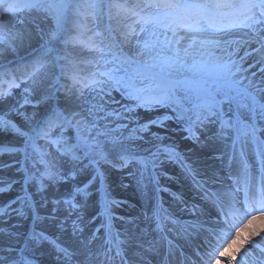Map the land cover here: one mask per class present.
Instances as JSON below:
<instances>
[{
	"label": "snow or ice",
	"instance_id": "6c2138e0",
	"mask_svg": "<svg viewBox=\"0 0 264 264\" xmlns=\"http://www.w3.org/2000/svg\"><path fill=\"white\" fill-rule=\"evenodd\" d=\"M257 65L259 79L248 74ZM139 110L159 114L142 120ZM170 131L220 167H193L165 143ZM165 163L202 202L171 194L194 217L179 231L158 195L169 191ZM126 169L142 195L151 186L150 215L114 212L125 202L107 176ZM9 192L0 264H42L45 246L54 264H150L149 230L167 242L162 264H264V0H0V194Z\"/></svg>",
	"mask_w": 264,
	"mask_h": 264
},
{
	"label": "bare ground",
	"instance_id": "6f19581e",
	"mask_svg": "<svg viewBox=\"0 0 264 264\" xmlns=\"http://www.w3.org/2000/svg\"><path fill=\"white\" fill-rule=\"evenodd\" d=\"M255 57H258V54H255ZM140 115L144 116L146 113L143 110H139ZM183 147V151L185 154H187L190 157V162L193 163V167L198 169L200 172H204L209 166L211 167H220V162L218 160L211 159V156L206 151H201L199 149H195L193 146H191L188 143H181ZM189 149H195L193 152H189ZM168 172H170L171 167L168 165L167 167ZM113 172H110V177L113 181ZM187 180H182L180 178H177L176 176L171 175V179H168L166 176L160 177V184L161 186H168L170 188L167 192H161L163 194V202L164 207L167 208L175 217L177 221H179L181 224L185 222L184 220L187 219L190 216V212L187 210H184V205L174 201L172 197V193H177L182 195L183 200L186 202L188 207H191L193 204H201V198L200 194L198 193L197 189L191 184V182H186ZM114 183V181H113ZM115 184V183H114ZM122 195V194H121ZM11 195H4V197H0V202L3 200H6ZM120 196V194H119ZM139 214H130L127 217L130 216H137ZM258 223V222H257ZM180 225V226H181ZM117 226H119V222H117ZM169 227H175L176 231H179V227L177 225L173 226L171 224L168 225ZM142 227L144 225L142 224ZM154 227V225L152 226ZM27 224L23 225L21 230H26ZM148 234V235H147ZM159 235V236H158ZM170 239H174V241L182 240L183 238L176 235V232L169 233ZM172 236V237H171ZM160 238V234L154 232V231H146L145 237H144V243L145 246L147 242L149 241H155L158 243ZM65 241L71 242L70 236L64 237ZM254 239H259V237H254ZM195 240V238H194ZM158 249V248H157ZM163 247L160 249L159 252H162L161 255L157 252L154 253H145L146 259L150 261V264H162V254H163ZM43 257H40V260L42 264H54V262H51V257L47 255V252ZM222 264H227V259L222 258Z\"/></svg>",
	"mask_w": 264,
	"mask_h": 264
},
{
	"label": "rangeland",
	"instance_id": "374dc122",
	"mask_svg": "<svg viewBox=\"0 0 264 264\" xmlns=\"http://www.w3.org/2000/svg\"><path fill=\"white\" fill-rule=\"evenodd\" d=\"M25 53H22V55H24ZM243 54V52H241V55ZM258 57H255V53L251 56L248 57V59L245 61L244 63V67L247 68L249 64L253 63L254 60L258 59ZM258 68H259V65H257L256 67H253L249 70V75L251 74V72H257V79H259V76L261 75L259 72H258ZM14 92L17 94V98H19V92L20 90L19 89H16L14 90ZM116 99H120L119 95L117 94L116 95ZM32 109L29 107L28 108V111L30 112ZM163 110H161L162 112ZM159 113H146L144 116H141L142 120H146L150 117H153L155 115H158ZM170 123V127L171 128H176L177 126L174 125V124H171ZM153 131H163L162 129L158 130V129H155L153 128ZM170 136H171V141H165V143H169V142H174L177 147H178V150L182 153H184L183 151V147L181 145V143H188L190 144L191 146H193L195 148L194 145H192V143L190 141H185L182 139V136H183V133L179 132V131H175V132H169L168 133ZM148 137H146L147 139ZM145 147H150V145H144ZM2 159L4 160H7L8 157L7 156H4L2 157ZM168 165L171 167L172 170L171 173L173 176H176L177 178H180V179H185V175L182 173L180 167L176 164H173V163H165L162 168L160 169V171L162 173H166L167 171V167ZM131 171V169H126L124 171H112L113 172V181L110 177V173L108 174L107 176V186L109 187L110 189V192H111V196L114 197L115 199L117 200H120V201H123L125 203L122 204L121 207H118V208H115L114 209V212L119 215V216H122V215H129V214H137L134 210H131L129 209L128 207H125L126 205V201H127V198H131V199H140L143 204H144V201H146V197H148L149 195H151V192L150 190L152 191L151 189V186H149L148 188V191L146 193V196L142 195L141 191L138 190L137 188V185H136V182L135 180L128 176L127 173ZM167 174V173H166ZM168 175V174H167ZM192 184V182H191ZM193 185V184H192ZM64 187L65 186H62L61 187V192L64 190ZM16 193L15 192H9V193H4V194H0V197H4V195H11L10 197L14 196ZM120 194V196H119ZM122 194V195H121ZM9 197V198H10ZM8 198V199H9ZM6 199V200H8ZM97 197L96 196H93L91 201H90V206L86 209V215L87 214H90L94 211V207H95V201H96ZM6 200H3V201H6ZM2 201V202H3ZM125 211L130 212L129 214L127 213H124ZM10 224H14L16 223V219L13 218V220L9 221ZM27 224V222L24 223V225ZM21 231H24V230H21ZM52 231H55V229H52ZM44 251L47 252V246H45L44 248ZM51 262H54L52 259H51Z\"/></svg>",
	"mask_w": 264,
	"mask_h": 264
}]
</instances>
